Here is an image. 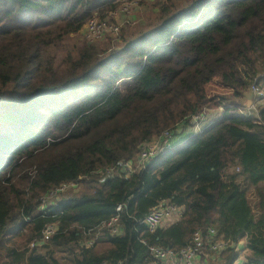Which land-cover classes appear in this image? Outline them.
I'll return each instance as SVG.
<instances>
[{"label": "trees", "instance_id": "obj_1", "mask_svg": "<svg viewBox=\"0 0 264 264\" xmlns=\"http://www.w3.org/2000/svg\"><path fill=\"white\" fill-rule=\"evenodd\" d=\"M125 1L0 0V264L34 253L48 264H148L150 245L178 251L209 227L246 239L242 264H264V104L246 114L206 90L215 78L238 98L264 85V0L145 2L143 19L107 43L64 45ZM212 108L219 117L195 130ZM166 137L171 147L145 168L106 176ZM164 201L183 210L151 232L140 220ZM206 254L234 264L240 252Z\"/></svg>", "mask_w": 264, "mask_h": 264}, {"label": "built area", "instance_id": "obj_2", "mask_svg": "<svg viewBox=\"0 0 264 264\" xmlns=\"http://www.w3.org/2000/svg\"><path fill=\"white\" fill-rule=\"evenodd\" d=\"M165 0H131L130 5L142 6L145 2H159ZM139 5V6H138ZM127 8L118 9L115 11H110L105 18L92 17L83 29L84 38L89 43H95L104 39L107 35L118 36L124 25L131 23L130 20L122 21L119 20V16L130 14ZM252 90L259 95V99H263L264 93L260 91L257 87V83L251 86ZM259 106L254 104L251 109L258 112ZM196 125L198 127L199 122H201L202 116H196ZM166 135L168 133L166 132ZM154 143H146L142 146L140 151V157L137 162H121L117 167H110L106 171V176H110L114 172L122 169L128 174L133 173L136 168H145L147 164L151 163L155 157L162 154L161 152L169 149L171 147L170 141L167 137L164 140H156ZM159 145V146H158ZM105 179V176H104ZM75 183H64L53 189H51L47 195L43 198V205L54 204L61 197V194L67 191L71 187H75ZM43 206V207H44ZM123 209V205L119 204L117 207V212L105 225L110 229L112 234H117L120 232L119 220L120 212ZM183 208L179 205L164 201L159 205L153 207L144 218L140 220L151 232H155L160 227H162L169 217L172 215H179ZM57 231V222L49 224L43 230V237L40 243H45L48 241ZM89 231L87 234H90ZM94 240L88 242L89 245H93ZM241 241L235 243L229 239H224L219 237L218 230L215 227H209L206 230H196L192 236L190 243L182 248L181 250L175 251L168 247H163L159 245H150L149 250L151 254V261L148 264H204L200 261V258L206 254V250L212 252H221L227 248H235L240 252ZM36 243H32L31 247H35ZM240 256V255H239ZM238 260V259H237ZM237 260L234 264L237 263ZM117 264H123L118 262ZM208 264V259L206 258V263Z\"/></svg>", "mask_w": 264, "mask_h": 264}, {"label": "rangeland", "instance_id": "obj_3", "mask_svg": "<svg viewBox=\"0 0 264 264\" xmlns=\"http://www.w3.org/2000/svg\"><path fill=\"white\" fill-rule=\"evenodd\" d=\"M131 1V0H129ZM129 1H125L123 2L119 7L118 9H122V8H127L128 11H131L133 12V10L137 7V6H133V5H130L131 2ZM142 5H144V3H142ZM139 6V5H138ZM140 7V6H139ZM130 12V14H131ZM96 17H99V18H103V17H100L99 15H97ZM138 24V23H137ZM136 24V25H137ZM127 25V24H126ZM124 25V26H126ZM124 26L122 27V29L124 28ZM85 27V26H84ZM84 29V28H83ZM83 29L81 30L80 34H77L76 36L75 35H71L65 42H64V45L67 46V47H72L73 45H75L76 43L79 42L80 39H83L85 40L84 38V34H83ZM121 29V31H122ZM121 33V32H120ZM119 33V34H120ZM119 36V35H118ZM117 36V37H118ZM111 37H116L114 35H107L104 39L98 41V42H95L93 44H99V43H104V42H108L107 39L111 38ZM62 53H64V50H62ZM241 70L243 73H246V67L245 66H241ZM257 87L260 89V91H262L264 93V85H259L257 84ZM206 90H207V93L210 97L212 98H224L223 101L224 103H227V104H238L240 105L241 109L240 111L242 113H248V114H254V115H257L258 112L256 110H252L251 107L256 104L257 106H261L264 104V100L262 99H259V95H257L253 90L252 88L250 87L249 91H247L246 93H244L245 95L241 98H238V97H235L234 96V90L231 89L230 87L228 86H225L220 79L218 78H215L214 80H212L209 84H207L206 86ZM246 96V97H245ZM264 98V96H263ZM224 103H222V105H224ZM218 112V114L220 115V111H222V109L218 108V109H215V108H212V109H207L205 112H208V113H214V112ZM219 115L216 117L218 118ZM215 118V119H216ZM209 124V120L208 119H203L201 120V122H199L198 124V128H196L195 130H200L202 127L206 126ZM156 141V139L148 142V143H151V144H156L154 143ZM173 143V142H172ZM159 146V145H158ZM167 151V150H165ZM165 151L161 152V153H165ZM255 191V187H250V193L251 195H253ZM253 197V196H252ZM59 259L61 261H65L66 260V256L63 255V254H59L58 255ZM28 264H48L47 262L43 261L41 258H39L38 254L37 253H34L33 256H31V258L29 259V263Z\"/></svg>", "mask_w": 264, "mask_h": 264}, {"label": "crops", "instance_id": "obj_4", "mask_svg": "<svg viewBox=\"0 0 264 264\" xmlns=\"http://www.w3.org/2000/svg\"><path fill=\"white\" fill-rule=\"evenodd\" d=\"M143 11H144V5H142L140 7H136L133 10V12H131V14H127L125 16L124 15H121L118 18H119V20H122V21H124V20L125 21L130 20L131 23H128V24H137V23H139L143 19ZM218 115L219 114L216 111L214 113H212V112L211 113L205 112L204 115H203V117H202V120L206 118V119L209 120V123H210ZM180 214L179 215H172L171 217H169L168 219H166L164 225H169L172 222H174L176 219L179 218ZM206 258L208 259L207 254H204L200 258V261L201 262H204V264H205L206 263ZM245 261H246V239H242L241 240V244H240V256H239L236 264H242Z\"/></svg>", "mask_w": 264, "mask_h": 264}]
</instances>
